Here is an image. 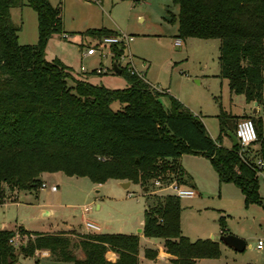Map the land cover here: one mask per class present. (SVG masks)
I'll use <instances>...</instances> for the list:
<instances>
[{"label": "trees", "instance_id": "1", "mask_svg": "<svg viewBox=\"0 0 264 264\" xmlns=\"http://www.w3.org/2000/svg\"><path fill=\"white\" fill-rule=\"evenodd\" d=\"M177 13V37L218 38V75L227 80L230 93L245 102L264 103V0H173ZM23 0H0V203L9 193L42 186L40 173L63 171L86 176L92 182L129 180L149 188L159 174L173 173L186 181L178 157L187 151L205 154L219 182L231 181L244 195L245 204L261 203L255 160L264 161V119L251 113L257 132L255 148L239 154L240 144L225 146L221 133L234 132L238 115L220 107L219 135L213 139L198 115L177 97L150 84L144 73L121 68L127 85L108 88L72 77L67 65L47 60L44 48L53 32L64 33L60 4L26 0L37 16V41L20 43V26L11 19V8ZM100 38L117 31L101 26L86 30ZM116 62L125 44H110ZM118 63V62H117ZM118 100L119 109L110 103ZM229 137V136H228ZM230 138V137H229ZM231 140V139H230ZM157 201L143 212L142 234L161 237L172 264H198L199 258H216L219 241L191 240L180 225V198L172 193L155 194ZM220 233H229L220 217ZM14 229L0 228V264H13L19 254L48 249L53 259L75 264H140L139 234L124 232H32L18 250L9 241ZM81 249L79 258L76 250ZM111 249L112 261L105 257ZM157 249L146 247L144 256L155 258Z\"/></svg>", "mask_w": 264, "mask_h": 264}, {"label": "rangeland", "instance_id": "2", "mask_svg": "<svg viewBox=\"0 0 264 264\" xmlns=\"http://www.w3.org/2000/svg\"><path fill=\"white\" fill-rule=\"evenodd\" d=\"M49 1L61 6L64 33L53 32L48 37L44 57L58 59L68 66L72 75L67 79L68 84L85 79L112 89L127 85L124 74L112 70L114 58L110 46H100L105 53L102 56L99 50L94 54L85 53L88 46L97 45L99 40L86 30L105 26L132 36L117 64L144 73L150 84L166 90L161 97L164 107L169 105V95L181 100L200 117L213 139L220 133L217 117L220 107L234 114L241 112L243 95L230 93L227 80L217 75L219 39L177 37V23L170 20L171 14L178 10L173 0ZM23 2L11 8V19L20 26L18 41L32 44L37 41V16L26 0ZM177 38L180 44H176ZM121 105L118 100L110 103L114 110ZM250 114L249 110L238 115V119ZM220 138L223 145H231L226 134L221 133ZM247 148H251L250 145ZM177 160L184 169L187 183L194 189L193 196L180 197L182 234L191 240L214 237L220 245L218 257L203 258L200 264H264V180L261 174L258 175V191L262 202L246 205L236 184L219 182L217 172L205 154L187 151ZM40 178L42 186L39 189L9 193L6 202L0 203V228L5 225L18 232L19 225L32 232L51 231L68 221L85 229L82 208L89 206L85 216L99 224L100 231L139 234L144 209L157 201L154 193L143 190L134 182L127 187L117 179L97 184L86 176L69 175L60 170L41 172ZM151 183L152 179L149 186ZM221 216L227 232L245 239L243 251H236L219 240ZM26 238L21 234L19 244ZM259 239L262 240L261 248L256 247ZM162 245L161 237L140 235V264H172L163 259L153 263L144 257L146 247L159 249ZM15 248L18 250V245ZM14 264H34V259H24L19 254V260Z\"/></svg>", "mask_w": 264, "mask_h": 264}, {"label": "built area", "instance_id": "3", "mask_svg": "<svg viewBox=\"0 0 264 264\" xmlns=\"http://www.w3.org/2000/svg\"><path fill=\"white\" fill-rule=\"evenodd\" d=\"M131 39L132 36L125 32H117L116 34L102 35L98 40V44L88 46L85 53L94 54L97 50H99L102 56L105 55V53L103 52L102 49H100V46H107V45L110 46V44L113 43L116 44L123 43L125 44V46H127L128 42ZM175 42L176 44H180V39L177 38ZM81 69H84L82 65H81ZM234 134L238 140V143L240 144L239 154L242 156V151H244L246 147L254 143L257 139V132L253 120L250 117H242L238 119L234 128ZM254 164H255V168L257 169L258 175L261 174L262 179L264 180V171H263L264 161L260 158H257ZM52 188H55V186H53ZM146 189H148L150 193H155L157 191H167L169 193L178 196L179 198L191 197L194 195V189L191 186L178 181V179L176 178L175 175H173V173L159 174L158 176L152 179L151 185L149 186V188ZM89 209H90L89 206H84L82 208V212L86 213L88 212ZM83 223L85 228L88 230L98 231L100 229L99 224H97L96 222H94L89 218H84ZM20 237L21 234L15 232V234L9 239V241L14 246L16 245L19 246ZM256 247L257 248L262 247L261 239L258 240Z\"/></svg>", "mask_w": 264, "mask_h": 264}, {"label": "crops", "instance_id": "4", "mask_svg": "<svg viewBox=\"0 0 264 264\" xmlns=\"http://www.w3.org/2000/svg\"><path fill=\"white\" fill-rule=\"evenodd\" d=\"M117 31V30H116ZM120 32V31H119ZM82 71L84 70V69H81ZM82 74H84L83 72H82ZM218 75V74H217ZM155 86V85H154ZM155 87H157V86H155ZM158 88V87H157ZM158 89H160V90H163L162 88H158ZM165 92H166V90H165ZM253 108H256V112H253ZM250 110V112L251 113H256V114H258V115H260V116H262L263 117V119H264V103H260V104H258V103H256V104H254V101L253 102H245V100H244V104L242 105V107H241V112L239 113V114H236V115H242L243 113H248V111ZM234 114V113H233ZM250 147L251 148H255V147H257V143H252L251 145H250ZM182 166V165H181ZM263 171H264V165H263ZM120 181V180H119ZM131 182H129V184H130ZM182 183H184V184H186V185H189L188 183H187V181H182ZM97 184H100V183H97ZM53 186H55V185H52V187ZM190 186V185H189ZM143 187V190H146V186H142ZM52 189H55V188H52ZM162 192H164V191H157V192H155L154 194H161ZM153 194V193H152ZM6 202V201H5ZM4 202V203H5ZM98 206V205H97ZM43 212H47V213H49V210H47V209H43L42 210ZM84 218H88V217H86L85 216V213H83L82 212V219H83V221H84ZM142 223H143V220H142ZM142 223H141V227L139 228V236L140 235H143L142 234ZM19 226V225H18ZM3 228H7L5 225L3 226ZM220 231H221V229H220ZM40 232H69L70 234H72L73 236H76L75 235V233H83V232H102V231H100V229L98 230V231H93V230H88V229H82V228H78L76 225H74L73 223H71V222H68V221H63L62 223H61V225H57L56 227H54L51 231L50 230H48V231H40ZM124 233H127V232H124ZM221 234V233H220ZM213 239H214V237H213ZM216 240V239H215ZM157 249V256L155 257V258H146L145 256V258L146 259H148V260H150V261H153V263H155L158 259H163V260H165V261H169V258H170V254L169 253H167V252H165V250H164V248H163V245L158 249V248H156ZM76 254H77V256L79 257V258H81V257H83V252H82V250L81 249H77L76 250ZM21 256L22 257H24V259H26V258H33L34 259V264H75L73 261H58V260H55V259H53L52 257H51V255H50V252H49V250L48 249H44V248H42V249H36L35 251H34V253L32 254V255H29V256H23L22 254H21ZM105 257L107 258V259H110V260H112V261H114L116 258H117V253L115 252V251H113V250H111V249H108L106 252H105ZM138 257H139V261L141 262L142 260H141V256L139 255V250H138ZM201 259H203V258H199L198 260H197V263L198 264H200V261H201ZM19 260V256H18V259H17V261ZM17 261H15V262H17ZM14 262V263H15ZM170 262V261H169ZM13 263V264H14ZM203 264H207V263H203ZM226 264H228V263H226Z\"/></svg>", "mask_w": 264, "mask_h": 264}, {"label": "water", "instance_id": "5", "mask_svg": "<svg viewBox=\"0 0 264 264\" xmlns=\"http://www.w3.org/2000/svg\"><path fill=\"white\" fill-rule=\"evenodd\" d=\"M112 70L114 72H117V73H120V71H121V68L118 66L116 60H113V62H112ZM256 103L257 102L254 101V104H256ZM253 112H256V108H253ZM228 136L230 137L231 143L233 145L238 143V140H237L234 132L228 130ZM129 182H130L129 180H123L120 182V184L123 187H127L129 185ZM219 240L222 241L228 247H231L232 249H234L236 251H243L245 249V246H246V242H245L244 238L237 236L231 232L221 233L219 235Z\"/></svg>", "mask_w": 264, "mask_h": 264}]
</instances>
